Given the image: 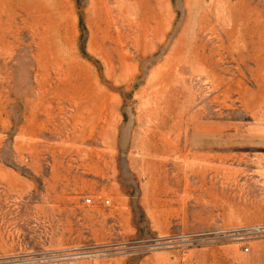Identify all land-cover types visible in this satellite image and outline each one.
<instances>
[{
  "label": "rangeland",
  "instance_id": "rangeland-1",
  "mask_svg": "<svg viewBox=\"0 0 264 264\" xmlns=\"http://www.w3.org/2000/svg\"><path fill=\"white\" fill-rule=\"evenodd\" d=\"M262 224L264 0H0V264H264Z\"/></svg>",
  "mask_w": 264,
  "mask_h": 264
},
{
  "label": "built area",
  "instance_id": "built-area-1",
  "mask_svg": "<svg viewBox=\"0 0 264 264\" xmlns=\"http://www.w3.org/2000/svg\"><path fill=\"white\" fill-rule=\"evenodd\" d=\"M92 201L91 198H88L87 199V202L90 203ZM105 203L106 204H109L110 201L109 199H106L105 200ZM233 235H238V236H250L251 235H261V236H264V224L262 225H257V226H254V227H249V228H244V229H241L240 231H236L235 233H233Z\"/></svg>",
  "mask_w": 264,
  "mask_h": 264
}]
</instances>
